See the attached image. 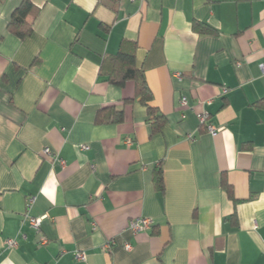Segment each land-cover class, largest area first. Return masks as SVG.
Wrapping results in <instances>:
<instances>
[{
    "label": "crops",
    "instance_id": "1",
    "mask_svg": "<svg viewBox=\"0 0 264 264\" xmlns=\"http://www.w3.org/2000/svg\"><path fill=\"white\" fill-rule=\"evenodd\" d=\"M23 1L0 0V264H264V0H31L21 38ZM123 41L166 117L158 132L134 82L100 76ZM113 109L121 122L97 123ZM27 215L46 216L39 231ZM136 218L153 226L134 235Z\"/></svg>",
    "mask_w": 264,
    "mask_h": 264
},
{
    "label": "trees",
    "instance_id": "2",
    "mask_svg": "<svg viewBox=\"0 0 264 264\" xmlns=\"http://www.w3.org/2000/svg\"><path fill=\"white\" fill-rule=\"evenodd\" d=\"M97 1H107L112 4L114 10H117L121 0ZM39 12L40 10L31 0H24L11 17L9 24L10 31L21 38L29 36L32 33L33 24ZM195 29L200 33H213L212 28L205 24L196 23ZM137 52V43L123 41L116 54L109 55L103 60L100 68V76L105 78L110 84L116 86H124L128 82H134L136 84V97L147 107L148 116L150 121L153 122L152 131L155 133L160 131L166 124V117L152 105L153 95L147 84L144 71L138 67ZM256 106L264 108V98L256 102ZM110 116L104 117L102 111L99 112L97 123H119L123 120L124 113L122 110L113 109ZM154 183L159 192H165L164 174L161 168L155 171ZM223 185L229 197L234 201L232 189L226 180L223 181Z\"/></svg>",
    "mask_w": 264,
    "mask_h": 264
},
{
    "label": "built area",
    "instance_id": "3",
    "mask_svg": "<svg viewBox=\"0 0 264 264\" xmlns=\"http://www.w3.org/2000/svg\"><path fill=\"white\" fill-rule=\"evenodd\" d=\"M262 72L264 74V67H262ZM178 78H181L180 75H178ZM224 93L226 94L227 93V90H224ZM181 105L183 107H186L188 106V102H187V99L186 98H183L182 99V102H181ZM200 121H201V124H202V127H204V129L211 135L213 136H216L219 132V129L215 128L209 121V117L206 113H203L201 116H200ZM133 143V140L132 139H127L126 140V144L127 145H131ZM88 147L87 146H80V150H87ZM44 154L46 156H50L53 160V162H57L59 163L61 166H65V162L63 160L60 159L59 156L57 155H54L50 152V150H45L44 151ZM35 203V198L34 197H31L28 199V208H31ZM46 216H43L41 218H34V217H31L29 215L26 216V221L29 223V226L34 229L35 231H39L40 229V226H41V223L43 221V219H45ZM153 226V221L149 220V219H143V218H136V219H133L130 221L129 223V230L134 234H138L140 232H144V231H147L149 230L151 227ZM42 245H45L47 243L46 240H43L42 242ZM6 246L8 248H11V249H15L18 247V240L17 239H8L6 240ZM125 248L127 250H131L132 249V246L130 244H126ZM106 249H109V246H106ZM76 258H77V261L79 262H84L86 260V256L85 254L83 253H78L76 254Z\"/></svg>",
    "mask_w": 264,
    "mask_h": 264
}]
</instances>
